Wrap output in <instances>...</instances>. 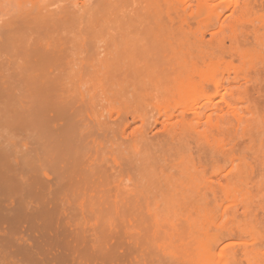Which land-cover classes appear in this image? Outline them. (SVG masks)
Wrapping results in <instances>:
<instances>
[{"label": "rangeland", "instance_id": "1", "mask_svg": "<svg viewBox=\"0 0 264 264\" xmlns=\"http://www.w3.org/2000/svg\"><path fill=\"white\" fill-rule=\"evenodd\" d=\"M2 1L5 0H0V3H3ZM14 1L20 4L17 10V13H20L8 14L9 10L13 11L11 9L16 4L10 9L13 2L5 1L3 8L0 7V31L14 18L15 20L19 18L18 21L23 18L21 14L23 8H20L22 2L24 3L22 5L32 3L29 5L32 9L39 4L46 12L48 8L50 10L59 6L66 7V4L71 7L74 1L88 0ZM97 1L89 0L86 5L89 3L90 8L96 4L100 6L101 1ZM244 1L246 0H222L223 18L228 17V21L234 19L233 6ZM46 2L48 5L53 4L48 6ZM230 2H233L232 7L228 6ZM253 3L248 21L243 25V30L250 34L249 41H253L250 33L252 25L255 23L258 26L260 21L264 20V1L254 0ZM7 4L9 10L5 7ZM43 6L47 9L45 10ZM89 6L86 8L90 11ZM78 7L74 5L73 9L79 12L80 6ZM27 9L31 10L28 5ZM203 18L201 15L193 24L194 31L204 27ZM116 19L113 21L116 24L119 22L118 25L112 21L103 25L102 29L100 26L98 32L90 30L88 44L83 47L85 53L88 50L89 54L86 55L89 59L85 57L84 52L81 54L89 62L85 59L86 63L83 61L82 68L77 65L66 66V75L73 74L74 80L71 77L73 82L66 80L67 83L62 84L68 92L60 101L72 110L68 123L66 120L64 123L59 122V125L63 126H59L60 133L57 132L56 138L62 133L59 139L62 136L64 138L59 141L63 145L58 141L55 143L53 136L56 133L55 135L52 132L51 135L46 133L42 122L43 97L41 98L36 85L35 89L31 82L28 85L21 81L14 83L12 80L7 86L0 84V90L3 91V93L0 91V264H264V123L259 128L249 127L252 129L246 132L243 130L241 132L242 128L232 127L225 136L213 130L215 138L208 141V147L213 149L212 153L210 149L205 148L204 151L203 149L198 151L193 140L187 138L193 133L198 121L196 118L192 120L187 117L184 119L185 122L176 125V132L183 133V136H187L186 139L192 142V153H189L187 146L181 147L177 139L170 138L163 131L162 124L149 129L144 137L143 133L146 132L144 128L147 127L143 122L153 120V116L158 117V113L162 115L163 110H170L174 106H179L180 110L192 106L202 97L181 93L147 107L146 100L126 99L125 93L130 94L133 88L143 87V83L130 76L126 79L124 70L117 71V74L115 71H98L93 67L95 58L90 57L91 49H94L98 42V45H104L101 49L109 50L115 39L121 41L123 37L126 38L125 36H145L146 30L143 28H139L138 31L134 27H126V24L124 26V22L121 25L122 21ZM228 21L208 28L205 39H211V35L214 34L211 40L214 45L212 49H216L220 45L218 43L222 41L228 49L241 41L244 42L243 37L241 38L244 40L240 38L238 42L239 36L236 37L237 44L231 40L235 33ZM179 33H181L179 29H174L164 32L163 35L174 36ZM70 46L76 52L75 58L80 57L79 45L72 43ZM252 52L253 56L250 59L256 65V70L251 71L255 79L251 81L252 86L246 85L248 88L246 96L250 105L252 102L256 104L251 107H256L257 115L264 120V48L256 45ZM5 59L8 65L15 64L13 61L10 62V58ZM239 62L238 59L234 60V64L239 65ZM104 71L109 76L104 75ZM261 74L263 76H260ZM114 75H119V81ZM113 77L115 80H112ZM216 78H221V70L216 73ZM236 90L237 88L234 91ZM4 92L8 95L5 96ZM226 96L229 97L228 94ZM217 101L219 106L226 105L221 96L217 97ZM134 110L143 114L145 121L136 120L135 124L132 123L125 131L126 135L120 131L118 133V129L122 127L116 128L118 127L116 123H119L116 120L122 122L123 117L125 119L127 115L132 119L130 112ZM96 115L99 116L95 117ZM110 115L113 116L112 119L109 118ZM216 116L217 114L214 115V122ZM104 117L107 118L106 121L110 119L116 125L111 123L112 127L109 125L110 128L108 126L107 129L111 130L113 127L116 129L104 130L106 125H100L105 132L99 129L100 127L95 129L98 123H94L95 118L100 120V123ZM177 119L176 117L173 122ZM207 121L208 117L204 123ZM199 124L202 126V123ZM55 131L53 129V132ZM223 137L226 138L224 141ZM121 141L128 142L129 145L123 146L126 143L123 144ZM181 151L187 156L181 157ZM190 154L192 156H189ZM175 158L178 159L174 162ZM230 158L235 161L232 163L227 161ZM170 161L174 162L172 167ZM64 162H67L66 165L70 163L68 165L71 168L68 170L71 172L74 166L79 167V172L83 173L80 178V173L78 177L74 176L78 175V171H75L76 174L72 173L73 178H78L76 181L83 180L82 184L77 182V190L73 185L76 181L72 180L71 184L72 181L67 180L70 171L62 168ZM215 165L221 166V169ZM93 167L97 168V171H102V176L96 173ZM182 170L186 171L188 176L178 181L173 188L169 187L170 178L165 174L169 171ZM216 171L219 172L218 177L215 175ZM45 173H48L49 177ZM224 175L228 179V191L222 190V183L217 181L218 178L222 180ZM59 176L63 177L64 183L58 179ZM43 177L48 183L44 182ZM90 178L95 183L90 181ZM101 180L105 183L100 182ZM46 183L48 186L50 184V189ZM65 183L73 186L69 188L66 186L65 192L60 193L63 190L57 186L62 187ZM211 184L216 187V192L210 190ZM44 186L48 187V194L49 191L52 193L47 194L50 199L46 196ZM90 187L95 189L91 190ZM67 188L70 189L69 192ZM51 196L55 204L51 201ZM177 199L181 200L176 203ZM181 201L187 204L182 206L179 204ZM52 203L55 208L60 209H53ZM173 204H179L181 208ZM46 206L51 207L53 211ZM216 233L219 235L218 238L220 236L221 238L213 244L212 236Z\"/></svg>", "mask_w": 264, "mask_h": 264}, {"label": "bare ground", "instance_id": "2", "mask_svg": "<svg viewBox=\"0 0 264 264\" xmlns=\"http://www.w3.org/2000/svg\"><path fill=\"white\" fill-rule=\"evenodd\" d=\"M5 1H9L10 3L13 2V4H10L9 2H7L10 4V9L12 8L14 4L16 5H14L13 7L14 8L17 7L15 8L16 10L12 8L11 11L12 10L13 11L10 12L9 8L7 7L9 4L5 5V7L8 8L9 10L8 14L12 15L13 12H16V13L18 12L17 11L19 9L18 6H20L19 3L17 4L14 0L13 1L5 0ZM5 1L4 2L2 1L3 3H0V7H2L3 4H6ZM100 1L101 2H99V4L102 3L100 4V6H98V4L95 3L96 6H92L91 8H90L91 5L89 6V3H87L88 5H86V2H89V0L84 1V2H77V1L72 2L71 5L73 7L74 5L77 6V8H79L78 6H80L81 12L74 10L72 6L69 7L68 4L65 5L66 7L59 6L58 8L56 7L54 9L50 8V10L49 8L47 9L46 7L43 6L45 10L47 9V11L45 12L39 4H37L35 8L32 9V7H29V5H31L32 3H29V4L26 3L25 5H22L24 4L22 2L21 4L22 7L20 8H23L21 11V14H23V18L21 17L22 19H20V21H18L19 18L17 20H15L16 18H14L12 22H9L7 26H4L6 27L4 30L1 29L0 31V84L1 86L5 84L7 86L11 83L10 80H12L14 83L15 81H21L26 84L31 82L34 88L36 85V88L41 94V98L43 97L42 98V102H43L42 106L44 108L42 111L43 126L46 130V133L48 134L50 132H52L53 134L56 133V135L54 134L55 136H53L55 143L56 141L61 143L60 141L62 140V138H64V136H62L61 139H59L62 133L61 135H59V137H57L58 139L56 138L57 132L60 133L58 130L60 128L59 126H63V125H59L60 124L59 122L63 121L64 123L65 122L64 120H66V122L68 123V121H70L71 119L70 112L72 110L70 109V107L64 105L60 101V98H63L64 95L68 92V90L65 89V86H62V84L64 85L68 82V80L71 81L73 79L72 77L73 74L71 75L69 73L70 75L69 74L66 75V72H65L66 66L69 67L72 65L73 66L77 65V66H80L79 68H82L83 61L85 59L87 60V58L89 59V57L86 55V53H88V50L86 49L87 52L85 53L84 52L85 48L83 47L88 42V37H90V30L91 31L94 30V32H96L100 26H102L101 27L102 29L103 25H106V23L108 24L109 22L112 23V21L116 18H117L116 21H122L121 25H123V22H124V26L126 24V27L127 26L134 27L137 30L139 28H143L144 31L146 30L145 33L147 34V36L146 34L144 37L125 36L126 38L123 37L121 41H119L118 39L113 40L112 43L109 41L108 43L109 44L111 43V46L108 45V43L107 45L110 46L111 48L113 47L112 49H110L109 47V50H107L106 48L101 49V47H103L104 45L103 44H102L103 46L98 45L99 43L98 42L94 45V49H91L90 57H92L93 59L95 58V61L93 60L94 61L93 67H95L96 70L98 69V71L106 70L107 72L115 71L116 73L117 71L124 70L126 72V75H124L126 79L129 78L130 76V78H134L136 80L138 79L139 82L141 81L143 83V87H139V88L135 87L131 90L130 94L125 93L124 97L126 99L133 98V99L146 100L147 102L146 107H147L149 105L155 104V102L157 103V102L167 100L181 93H188L189 95H192V96H200V98L202 97V99L198 100L197 103L193 104L192 106L183 107L181 110L179 109L180 108L179 106H174L170 110H163L164 112L163 113L161 112L162 115L161 114L159 115L158 113V117L153 116L154 117L153 120L149 119L148 121H145L143 114L137 113V111L135 110L134 112H130L132 113L130 115L132 119H129L127 115L126 116L127 118L125 117L124 119L123 117L124 120L122 119V122H120V120L118 121L117 119L119 117H117L115 119H117L116 121L119 123H116V125L118 124V127L116 128L122 127L120 128L121 130L118 129V133L120 131L121 133L123 132L122 133L123 135H126L124 134L125 131H127L128 127H130L131 124L136 122V120L138 119L145 121L143 122V125L146 126L147 128H144L146 129V132L144 130L145 133H143L144 137L146 136L145 134H147L149 129L153 127H157L159 124H162L161 127L163 131H165L167 135L170 136V138L177 139L179 143L181 144V147L187 146L189 153L190 152L192 153L191 151L192 142H194L198 151L202 149L204 151V148L208 150L210 149L208 147L209 146L208 141H210L211 138L213 139L215 138V133L213 132V130H215V132L216 131L219 132L220 135L222 133L223 136H225L227 134L226 132L232 127L240 128V129L242 128L241 132L242 130L243 132H246L250 129L249 127H253L255 129V127L259 128L260 125H263L264 120L261 119L257 115L258 111H256V107L255 108L251 107V105L256 106V104L252 102V104L250 105L248 97L246 96L248 93V88L246 85L248 84L252 86L253 84L251 81L255 79V75L253 76L252 75L253 72L251 71L252 69L254 70L256 68V65L254 64L252 59H250L253 56L252 51L254 50V47L256 45L258 47L264 48V20L260 21L258 26H256L255 23L251 20L254 23V25H252L253 28H251V31H250L253 37V39L252 38L251 39L253 41H249L250 39L248 38H250L249 36L250 34L246 33L243 30L244 28L243 25L245 21H248V15L252 11V7H253L252 5H254L253 3L254 0L253 2L251 0H246L243 3H238L236 6L234 5L233 6L235 7V9L233 10L234 19L230 21L227 20L228 17L223 18L224 16H223L222 5H221L222 0H100ZM232 3L233 2H230L228 6H230ZM27 5H28V8H31V10L27 9ZM46 5H48L47 2H46ZM87 6H89L90 11L88 8H86ZM201 15L204 17L203 18L204 27L202 29L198 28L197 30L194 31L193 24L196 21H198V18ZM109 16H113V17L110 18ZM227 21L230 22L229 23L230 28H232V30L235 33V37L232 38L231 40L233 42L235 41L237 44L238 42H240V38L243 37L245 38V40L242 38L241 40H244L245 43L241 41L240 43H238V45H235V47L228 49L225 47V42L222 41L221 43H218L220 45L217 46L216 49H212V46L214 45L211 43V40L214 37V34L211 35V39L209 40L205 39V34L207 33L208 28L211 25H214V24L216 25L220 23L224 24ZM113 22L115 23V25H118L119 23L117 22L116 24L115 21ZM3 24L5 25V21L3 22ZM111 29H113V27ZM174 29H179L181 33L174 35V36H164L163 35L164 32L174 30ZM130 32H132V30ZM246 35H248V37H246ZM238 36H239L238 38L239 40L236 38ZM102 41L106 42L104 40ZM233 42H232V45H234ZM72 43L75 45H79L78 50H80V52L78 50L77 51L78 53H80V57L75 58L74 55L76 54V52H74V49L70 46ZM75 49H77V47H75ZM2 51L4 54L1 53ZM83 52L86 55L85 57H87L85 59L83 55H81ZM5 57L10 58V62L12 63L13 61L15 62V64L10 63L11 65H8L6 63L7 61ZM237 59L240 61L239 65L234 64V60H237ZM85 61L84 63H86ZM87 62L89 61L87 60ZM219 70H221V78H216V73ZM106 71H104V75H107L105 73ZM114 76L115 78L117 77V80L119 81L118 79L119 75H114ZM260 76H263V75L261 74ZM113 79L114 77L112 78V80ZM20 84L21 83H19V86ZM26 87H29V86H26ZM236 88L237 90L235 92L234 90ZM2 89L4 90V88ZM0 91L3 93L2 90ZM10 93L13 94V92H10ZM227 94L229 95V97L226 96ZM4 95L6 96L8 94H5L4 92ZM219 96H221L222 99L226 102L225 106H219L218 101H217V97ZM38 97H39V94H38ZM215 114H217V116H216V121L214 122L213 118ZM120 115L122 116V114ZM97 116L99 115H96L95 117ZM111 116L112 115L109 116L110 119H112ZM100 117L98 118L100 119ZM176 117L178 119L176 120V122H173V120ZM187 117L192 120L195 118L198 119V121H196L197 123L195 124L193 133L189 135L188 137L186 136L187 138L192 139L193 140L192 142H190V140H187L186 137L183 136L184 135L183 133L176 132V125L179 122H185L184 119ZM206 117H208V121L204 123ZM121 118L122 117H120L119 119ZM106 119L107 118L104 117V119L99 123L101 119L98 121V119L95 118V122L94 121L93 122L94 123L98 122L99 126H98V123H96L97 125H95L96 127L94 128L98 129L100 125L102 126L106 125V127L104 126L105 127L104 130H105L107 129L109 125L111 126V123L113 124L112 120L109 119L110 121L109 120L106 121ZM199 123H202V126H200ZM252 124L254 125L251 126ZM113 125H115V123ZM110 126L108 128H110ZM53 129H55L56 131L53 132ZM99 129H102V131H104L103 127L102 128L100 127ZM115 129L113 131H115ZM50 138H52V136H50ZM225 139H226L225 137L222 138L223 141ZM122 143L125 144L126 142L125 143L122 142ZM122 143L121 145H123ZM61 145L63 144L61 143ZM127 145H129L128 142L126 143V145H123V146H127ZM118 146L120 149V144ZM125 149H124V152H125ZM121 150H123V148ZM118 151L119 153H121L120 150ZM183 151L180 152L181 153L180 156L181 157L187 156L186 153L188 152H186V150H185L186 153ZM210 152L211 153L213 152L212 148L210 149ZM189 156H192V155L190 154ZM177 159L175 158L174 162ZM227 161H230L232 163L235 160L230 158ZM174 162L170 161L171 163L170 167H172ZM65 163L67 162H64V164ZM68 164L70 165V163ZM68 164L67 165L65 164L67 168L65 167V165L62 168H64L65 170L70 169L71 167ZM71 164L74 165L73 163ZM109 164L111 165V163ZM215 166H218L217 168L219 170L221 169V166L219 165H215ZM102 167L105 168L104 165H102ZM73 168L74 166L72 167V170L74 172L73 171L71 172L70 170H68V172L70 171L71 177H70V174L68 173L67 180L69 179L68 181L73 180L75 182L76 181L75 179L78 180V178H73L72 173L76 174V172L78 171L77 172L78 175H74V174L73 175L78 177L81 174L79 178L83 176V173L79 172V167H77L78 169L76 167L74 168L77 170H74ZM93 169L96 170L97 168L95 169L93 167ZM104 170H106V168ZM218 171L215 172V175L217 177L219 176ZM63 172H62V175H63ZM101 172L102 171H97L96 173L101 174ZM177 172L169 171L165 174L166 176H169L168 178H170L169 180L170 182L168 184L169 187L172 186L173 188L174 185L176 186L178 181L188 176V173L186 171L182 170L178 173ZM66 173L67 171L64 173L63 176H65ZM45 175L49 177L48 173H45ZM95 175H94V178H95ZM100 176H102V174ZM191 177L193 178L192 174H191ZM59 178L62 181L63 177L61 178L59 176L58 179ZM92 178H90V181H92ZM56 180L57 179H55V182ZM60 180L58 181L60 182ZM79 180L82 184L83 180L82 179H79ZM207 180H208L207 182H209V179ZM222 180L218 178L217 181L219 183H222V190L228 191L227 186H229V183H228L227 176L224 175ZM47 181H48L47 179L46 181L44 179V182H47ZM73 181L70 183L72 184ZM59 182L58 184L61 185V183ZM64 182L65 181L63 180L62 183ZM77 182L78 181H76V183L73 184L75 185V187H76ZM80 182L78 183L80 184ZM92 182L95 183L94 180ZM100 182H104V181L101 180ZM47 183L46 185L48 186ZM69 184L66 185L65 183L64 184L65 186L62 185V187H59L60 185L57 186L58 188H61V190H63L59 192L64 193L66 186L68 188L69 186H73ZM97 184H99V182H97ZM63 186H64V189H63ZM48 187L44 186V189L46 188L45 191L47 193L43 190V192L46 193V196L48 194ZM58 188L56 189L60 190ZM68 188H67V191L69 192L70 189ZM93 188L91 189L90 187L91 190H93ZM77 189H78V186L76 187V190ZM72 190L73 189L71 187V193H72ZM210 190L212 192L213 191L216 192V187L211 184ZM50 193L51 191H49V194ZM180 200L177 199L176 203ZM51 201L53 202V197ZM45 202L46 201L44 200V203ZM168 202L169 201H167V204ZM181 202L179 204L181 205L184 204V202L182 203ZM56 203L58 202L56 201ZM170 204L171 203H169V205ZM179 204H173V205L178 207ZM52 208L56 210V208L58 207L55 208L53 205ZM66 208L69 209V207H66ZM218 236L219 235H217V233L215 234V236H212L214 239V241L211 240L213 241V244H216L220 240L221 236L220 238H218Z\"/></svg>", "mask_w": 264, "mask_h": 264}]
</instances>
